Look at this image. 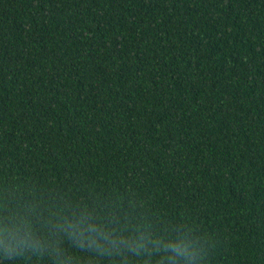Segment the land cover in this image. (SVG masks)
Wrapping results in <instances>:
<instances>
[{
	"label": "trees",
	"instance_id": "16d2710c",
	"mask_svg": "<svg viewBox=\"0 0 264 264\" xmlns=\"http://www.w3.org/2000/svg\"><path fill=\"white\" fill-rule=\"evenodd\" d=\"M82 207L264 264V0H0V216L43 243L0 264H136L69 243Z\"/></svg>",
	"mask_w": 264,
	"mask_h": 264
},
{
	"label": "clouds",
	"instance_id": "9594fccd",
	"mask_svg": "<svg viewBox=\"0 0 264 264\" xmlns=\"http://www.w3.org/2000/svg\"><path fill=\"white\" fill-rule=\"evenodd\" d=\"M77 211L78 215H73L71 220H65L63 230L69 243L81 251L105 257H111L113 253L122 256L131 253L136 258V264H152L153 257H157L160 264L196 262L198 252L189 246L183 236L168 239L151 234L144 236V225L122 222L126 226L121 229V224L116 222L118 217L110 220L105 214H101L98 220L94 218L86 223L93 213L86 207L78 208ZM121 230L128 234L120 235ZM0 244L4 245L6 258L13 254L23 257L25 249L35 252L39 248L43 253V243L40 242L31 220L17 221L15 214L0 216Z\"/></svg>",
	"mask_w": 264,
	"mask_h": 264
}]
</instances>
